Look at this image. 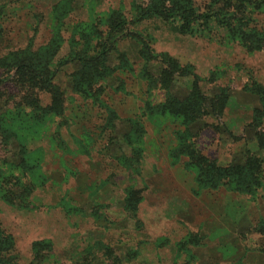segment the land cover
I'll use <instances>...</instances> for the list:
<instances>
[{"label":"rangeland","instance_id":"obj_1","mask_svg":"<svg viewBox=\"0 0 264 264\" xmlns=\"http://www.w3.org/2000/svg\"><path fill=\"white\" fill-rule=\"evenodd\" d=\"M254 1L244 3L245 22L264 33V5ZM148 2L0 0V264H264V149L252 129L258 110L264 131V49L248 52L213 24L181 35L173 22L140 19ZM113 12L127 25L93 86L114 113L109 124L104 106L74 92L69 55L74 41L75 49L96 44L91 28L105 38ZM136 37L155 60L140 57ZM47 47L58 48L50 63L62 94L57 116L50 95L21 83L6 61ZM164 55L180 70L171 77ZM188 72L207 97L223 89L228 98L220 118L192 126L188 143L219 165L241 163L248 151L259 157L254 195L232 186L198 192L189 157L174 156L186 128L160 107L189 95Z\"/></svg>","mask_w":264,"mask_h":264},{"label":"trees","instance_id":"obj_2","mask_svg":"<svg viewBox=\"0 0 264 264\" xmlns=\"http://www.w3.org/2000/svg\"><path fill=\"white\" fill-rule=\"evenodd\" d=\"M246 2L247 0H240L239 6H232L227 5L224 0H208V4L200 9L196 6L195 0H149L146 6L138 9L137 15L140 19L145 20L159 19L164 22H173L177 24L176 31L181 35L199 34L202 29L213 24L224 29L230 37L237 38L248 52L261 51L264 49V33L247 26L246 17L243 15L246 10V6H244ZM253 5L259 9L263 7L264 0L254 1ZM238 15H242V17L239 18ZM108 21L109 26L105 38H101L96 29L91 28L89 33L95 35L96 44L92 45L89 39L82 48L75 49L81 43L74 41V52L70 53L69 58L77 64L78 69L71 76L74 92L89 96L91 97L89 99L104 106L108 111V118H110L106 119V123L108 120L110 124L116 119L114 113L99 100L101 91L94 90L93 86L107 76L106 65L110 58V51L113 50L115 38L122 34L127 22L115 12L108 16L106 25ZM82 27H76V30L84 35L81 38L84 41L88 38L85 34L87 29ZM100 39L103 40L98 41ZM136 39L142 45L139 52L140 57L147 61L155 60L148 44H144L140 38L136 37ZM106 42H109V47L106 46ZM57 50V47H47L39 54L26 50L23 52V57L6 60L9 63L7 67H13L17 70L16 73L21 83L27 84L31 89L39 88L50 95L51 107L49 112L55 113L56 116L61 114L63 110L62 94L57 85L53 83L56 73L50 70L51 60ZM163 57L162 61L159 60L165 65L163 74L165 72L166 76L171 77L180 71L178 65L167 58V55ZM187 76L193 79L189 95L182 101L172 99L160 107L162 113L168 112L181 119L186 128L180 134V147L175 150L174 156L186 155L189 157L190 166L195 168L194 184L198 192L232 186L235 193L254 195L260 188L259 173L262 160L259 157L248 151L241 163L219 165L215 161L198 156L192 149V144L188 143L187 137L192 136L190 132L191 129H194L192 126L206 117L220 118L228 98L223 89L218 95L207 97L199 87V79L192 73L183 77ZM253 93L261 94L259 91ZM260 97L264 101V97ZM255 113L259 117L262 115L261 111L258 110ZM257 116L252 129L255 132L257 148L264 149V131L260 129V120ZM119 157H116L118 161ZM121 161L122 159H120ZM125 162L127 163L128 160ZM133 196L134 192H129L126 200L128 205H131Z\"/></svg>","mask_w":264,"mask_h":264}]
</instances>
